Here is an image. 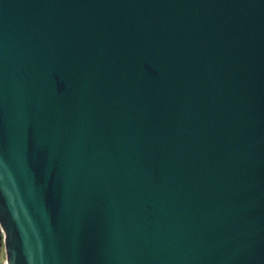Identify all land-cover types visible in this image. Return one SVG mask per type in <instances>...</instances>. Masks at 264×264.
Wrapping results in <instances>:
<instances>
[{"label": "water", "instance_id": "obj_1", "mask_svg": "<svg viewBox=\"0 0 264 264\" xmlns=\"http://www.w3.org/2000/svg\"><path fill=\"white\" fill-rule=\"evenodd\" d=\"M6 264H264V0H0Z\"/></svg>", "mask_w": 264, "mask_h": 264}, {"label": "rangeland", "instance_id": "obj_2", "mask_svg": "<svg viewBox=\"0 0 264 264\" xmlns=\"http://www.w3.org/2000/svg\"><path fill=\"white\" fill-rule=\"evenodd\" d=\"M0 264H6V256L4 248L0 252Z\"/></svg>", "mask_w": 264, "mask_h": 264}, {"label": "trees", "instance_id": "obj_3", "mask_svg": "<svg viewBox=\"0 0 264 264\" xmlns=\"http://www.w3.org/2000/svg\"><path fill=\"white\" fill-rule=\"evenodd\" d=\"M4 248V246H3V234H2V232H1V230H0V252H1V250Z\"/></svg>", "mask_w": 264, "mask_h": 264}, {"label": "built area", "instance_id": "obj_4", "mask_svg": "<svg viewBox=\"0 0 264 264\" xmlns=\"http://www.w3.org/2000/svg\"><path fill=\"white\" fill-rule=\"evenodd\" d=\"M1 230V229H0Z\"/></svg>", "mask_w": 264, "mask_h": 264}]
</instances>
